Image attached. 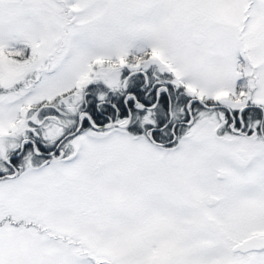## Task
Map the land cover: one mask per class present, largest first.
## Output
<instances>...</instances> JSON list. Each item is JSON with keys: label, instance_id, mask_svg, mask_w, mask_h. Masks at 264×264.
<instances>
[{"label": "rangeland", "instance_id": "obj_1", "mask_svg": "<svg viewBox=\"0 0 264 264\" xmlns=\"http://www.w3.org/2000/svg\"><path fill=\"white\" fill-rule=\"evenodd\" d=\"M120 67L182 87L174 142L86 117ZM35 112L76 132L0 180V264H264V0H0V169Z\"/></svg>", "mask_w": 264, "mask_h": 264}, {"label": "flooded vegetation", "instance_id": "obj_2", "mask_svg": "<svg viewBox=\"0 0 264 264\" xmlns=\"http://www.w3.org/2000/svg\"><path fill=\"white\" fill-rule=\"evenodd\" d=\"M120 77H119V89L116 90V95L114 99L110 97L108 100L101 101L102 110H108L111 107V100H114L115 105H112L115 116H118L114 120H110L109 116H105L107 121L106 124L108 127L116 126L119 128H123L124 130H135V131H144V132H160L165 129L172 130L174 126H181L185 124V103L182 106L180 103L179 93L177 98L171 100L170 88L171 82H169L167 76H153L150 74V71H144L140 69H126L124 67H120ZM165 106L167 119L165 122L160 123L159 120H156L155 115L160 114L162 110V106ZM183 110V112H182ZM241 111V110H239ZM145 112H149L150 118L153 120V123L147 121H141L134 118H139L144 115ZM236 112V111H235ZM243 112V111H242ZM174 114L175 121L170 123L171 114ZM135 115V116H134ZM259 119H262V111L260 110ZM35 116V118H34ZM36 116L39 117V121L36 122ZM42 119L39 114L35 112V114L30 117L29 125L31 127H24V135L19 142L24 141L21 146L10 149L8 160L5 162L6 166L0 169V180H9L14 179L20 172H17V169H20V165H18L19 161L24 163H28V152L30 150V155L35 148V154L41 158V165H46L51 159L56 158H69L67 154L71 150L70 140L71 133L76 129H73L70 133V127L57 125V135L44 143L43 138L39 135V128L42 125ZM245 118H243V122L245 123ZM238 123V122H237ZM236 123V124H237ZM39 125V126H38ZM103 126V125H101ZM64 127V128H63ZM175 130V129H174ZM76 132V131H75ZM173 139V137H172ZM171 140V139H170ZM149 141L154 145H160V141H156L153 138L149 137ZM169 141V140H168ZM167 141V142H168ZM175 141V137L172 140ZM72 156L75 154V149H72ZM66 154V155H64ZM71 156V157H72ZM221 175H218V178H221ZM183 183H186V181ZM217 192V191H216ZM218 193V192H217ZM220 194V193H218ZM210 204L216 205V199L221 200V196L218 197H210ZM210 220H213L212 217L207 216ZM47 228H45L46 230ZM259 236L260 238H264V235H249L242 237L239 242L237 241L235 245H233L231 251L237 253L238 255L246 254V253H262L264 252V245L258 248H254L253 246L246 247L242 250H237L234 247L237 244H240L243 240L249 237Z\"/></svg>", "mask_w": 264, "mask_h": 264}, {"label": "trees", "instance_id": "obj_3", "mask_svg": "<svg viewBox=\"0 0 264 264\" xmlns=\"http://www.w3.org/2000/svg\"><path fill=\"white\" fill-rule=\"evenodd\" d=\"M165 76V74H162ZM169 76V77H168ZM168 79L170 78V75H168ZM177 93H179V97L180 99V103L182 104V106L184 105V103L186 102L187 96L183 93V89L182 87L178 86L177 87ZM111 107L108 110H102V106L99 105V102L96 103L95 100L91 101L90 103H88L84 108V113L86 114V117L88 119L91 120V122L96 126L95 128H100L101 125H104V123H106L107 119L105 116H109L110 120H114L116 119L118 116H115L114 111H113V107L112 105H115L114 100H111ZM104 108V107H103ZM164 109V111H162L160 114H156L155 118L156 120H159L160 123H163L166 121L167 119V113H166V108L163 105L162 106V110ZM185 116V114H184ZM85 122V120H83V123ZM131 133L134 134H139V131H135V130H129ZM151 134V133H150ZM159 135H161V137H159ZM172 138V132L169 131L168 129H165L163 131L160 132H153V137L151 136V138H153L156 141H163L166 138L165 137H170ZM177 136H180V134H178ZM170 138V139H171ZM176 138V137H175Z\"/></svg>", "mask_w": 264, "mask_h": 264}, {"label": "water", "instance_id": "obj_4", "mask_svg": "<svg viewBox=\"0 0 264 264\" xmlns=\"http://www.w3.org/2000/svg\"><path fill=\"white\" fill-rule=\"evenodd\" d=\"M73 10V17L71 18V21H74L76 19V13L75 10ZM264 245V238L260 237H249L245 240H243L240 244H237L234 248L237 250H242L246 247L253 246L254 248H258Z\"/></svg>", "mask_w": 264, "mask_h": 264}]
</instances>
